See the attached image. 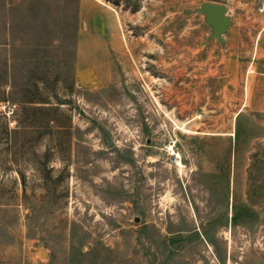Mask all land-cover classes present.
Segmentation results:
<instances>
[{
    "label": "rangeland",
    "instance_id": "rangeland-1",
    "mask_svg": "<svg viewBox=\"0 0 264 264\" xmlns=\"http://www.w3.org/2000/svg\"><path fill=\"white\" fill-rule=\"evenodd\" d=\"M0 264H264V0H0Z\"/></svg>",
    "mask_w": 264,
    "mask_h": 264
},
{
    "label": "water",
    "instance_id": "water-1",
    "mask_svg": "<svg viewBox=\"0 0 264 264\" xmlns=\"http://www.w3.org/2000/svg\"><path fill=\"white\" fill-rule=\"evenodd\" d=\"M195 11L204 16V21L210 28L207 39H217L221 45H225L227 42L225 35L234 25V19L230 15L227 5L221 2L205 1ZM138 220L139 217H136V221ZM45 254V251L41 252V255Z\"/></svg>",
    "mask_w": 264,
    "mask_h": 264
},
{
    "label": "trees",
    "instance_id": "trees-1",
    "mask_svg": "<svg viewBox=\"0 0 264 264\" xmlns=\"http://www.w3.org/2000/svg\"><path fill=\"white\" fill-rule=\"evenodd\" d=\"M115 4L118 5L119 3H115ZM17 92H20L18 97H16ZM40 92H41V88L39 84L36 82L31 83L29 86H25L22 89H18L13 86V88L9 91V94L6 100L7 101L13 100V101H16L18 104H22L23 102L25 104L36 103L38 102L37 100H39V98H43L41 97L42 95Z\"/></svg>",
    "mask_w": 264,
    "mask_h": 264
},
{
    "label": "bare ground",
    "instance_id": "bare-ground-1",
    "mask_svg": "<svg viewBox=\"0 0 264 264\" xmlns=\"http://www.w3.org/2000/svg\"><path fill=\"white\" fill-rule=\"evenodd\" d=\"M185 130H187V129H185ZM178 152V151H177ZM173 153H175V152H173ZM178 155V158H179V160H178V165L180 166V167H184L185 165H184V162L182 161V156H181V153H178L177 154ZM177 163V162H176Z\"/></svg>",
    "mask_w": 264,
    "mask_h": 264
},
{
    "label": "crops",
    "instance_id": "crops-1",
    "mask_svg": "<svg viewBox=\"0 0 264 264\" xmlns=\"http://www.w3.org/2000/svg\"><path fill=\"white\" fill-rule=\"evenodd\" d=\"M221 3H223V2H221ZM224 4H226V3H224ZM227 5V7H228V11H229V5L228 4H226Z\"/></svg>",
    "mask_w": 264,
    "mask_h": 264
}]
</instances>
